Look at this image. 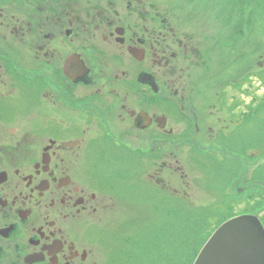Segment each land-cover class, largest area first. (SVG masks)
I'll return each instance as SVG.
<instances>
[{
    "label": "flooded vegetation",
    "instance_id": "1",
    "mask_svg": "<svg viewBox=\"0 0 264 264\" xmlns=\"http://www.w3.org/2000/svg\"><path fill=\"white\" fill-rule=\"evenodd\" d=\"M196 8L0 0V264H166L174 203L264 228V59L236 99Z\"/></svg>",
    "mask_w": 264,
    "mask_h": 264
},
{
    "label": "rangeland",
    "instance_id": "2",
    "mask_svg": "<svg viewBox=\"0 0 264 264\" xmlns=\"http://www.w3.org/2000/svg\"><path fill=\"white\" fill-rule=\"evenodd\" d=\"M169 1L177 11L180 10L178 13L185 14L197 7L196 20H201L202 23L211 22L210 35L207 36L216 43L214 45L216 51L212 56V59L215 58V68L221 74L223 64L227 62L230 63L229 65L232 64V93L236 91V99L244 101L243 91L236 90V87L244 89L246 75L243 74L255 69L256 62L261 58L264 59V0ZM223 27H225V35L222 33ZM219 28H221L220 35L215 33ZM229 35L232 37L228 41L230 47L225 50L222 45L227 42L226 38H229ZM258 48L260 50H257ZM235 80L239 81L234 83ZM172 208L171 242L164 240L161 242L163 246L167 244V250H164L162 245L156 244L162 252L166 251V254H161L159 257L162 263L164 258L166 264H193L200 249L221 224V220L208 222L204 219L197 220L200 217L197 219L190 217L188 221H183L175 203ZM169 245H171L170 250Z\"/></svg>",
    "mask_w": 264,
    "mask_h": 264
},
{
    "label": "water",
    "instance_id": "3",
    "mask_svg": "<svg viewBox=\"0 0 264 264\" xmlns=\"http://www.w3.org/2000/svg\"><path fill=\"white\" fill-rule=\"evenodd\" d=\"M193 264H264V228L252 215L222 223L207 240Z\"/></svg>",
    "mask_w": 264,
    "mask_h": 264
},
{
    "label": "bare ground",
    "instance_id": "4",
    "mask_svg": "<svg viewBox=\"0 0 264 264\" xmlns=\"http://www.w3.org/2000/svg\"><path fill=\"white\" fill-rule=\"evenodd\" d=\"M232 218H234V217H231V218H229V219H227V220L223 221L222 223H224V222H226V221H228V220H230V219H232ZM222 223H221V224H222Z\"/></svg>",
    "mask_w": 264,
    "mask_h": 264
}]
</instances>
